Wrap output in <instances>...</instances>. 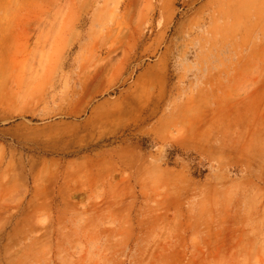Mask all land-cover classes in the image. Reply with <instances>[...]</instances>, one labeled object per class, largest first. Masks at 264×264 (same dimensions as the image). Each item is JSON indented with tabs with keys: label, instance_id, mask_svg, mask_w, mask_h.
<instances>
[{
	"label": "rangeland",
	"instance_id": "rangeland-1",
	"mask_svg": "<svg viewBox=\"0 0 264 264\" xmlns=\"http://www.w3.org/2000/svg\"><path fill=\"white\" fill-rule=\"evenodd\" d=\"M0 264H264V0H0Z\"/></svg>",
	"mask_w": 264,
	"mask_h": 264
}]
</instances>
